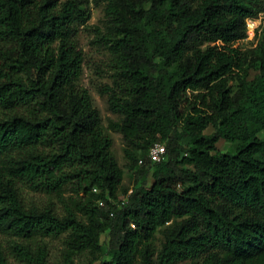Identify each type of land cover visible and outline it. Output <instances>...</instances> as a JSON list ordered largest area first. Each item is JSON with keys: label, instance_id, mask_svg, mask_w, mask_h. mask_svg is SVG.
I'll list each match as a JSON object with an SVG mask.
<instances>
[{"label": "trees", "instance_id": "trees-1", "mask_svg": "<svg viewBox=\"0 0 264 264\" xmlns=\"http://www.w3.org/2000/svg\"><path fill=\"white\" fill-rule=\"evenodd\" d=\"M92 2L104 5L94 43L109 54L101 92L130 187L80 84ZM262 11L264 0H0V264H50L45 238L64 233L61 264L85 251L87 264H264V26L256 46H235Z\"/></svg>", "mask_w": 264, "mask_h": 264}, {"label": "rangeland", "instance_id": "rangeland-1", "mask_svg": "<svg viewBox=\"0 0 264 264\" xmlns=\"http://www.w3.org/2000/svg\"><path fill=\"white\" fill-rule=\"evenodd\" d=\"M104 19V5L96 4L94 2L91 3V19L89 20V26L86 28H81L79 32V39L82 47L85 51V61H84V69L83 74L80 79V84L87 88L92 94L95 106L100 110L103 125L106 130L110 133L113 138V152L119 162V164L125 168L126 173L123 180L122 186L130 187L133 184V178L131 173H129L126 169L127 159L125 156V141L123 135L119 131H114L109 128V123L112 120H119L120 117L118 114L114 113L108 103L107 95L102 94V88L106 85H110L112 83L111 79V70L109 67V54L107 50L103 47L102 44L94 43L97 39V28L100 27L104 29L103 24ZM250 26H248V36L238 41L235 46L241 48H249L254 47L258 43L257 39V30L261 32V26H264L263 19H257L254 24L252 22ZM256 25L258 28H253ZM258 25V26H257ZM258 32V33H259ZM220 145L224 148L228 145L225 142H221ZM151 178L149 177V182ZM121 194V192H120ZM26 196L28 200L39 202L40 204H45L48 202L51 197L39 193L27 192ZM56 201V200H55ZM162 229V228H161ZM66 237V233L60 235L59 237H46L45 242L49 247V261L50 264H61L62 253L65 247L64 239ZM108 235L103 236L104 245L106 246V242L108 241ZM0 239L6 242V237L0 235ZM162 233L158 231L157 233V243L161 244ZM92 255L89 254L88 251L82 252L77 255L76 262L78 264H87L91 260ZM96 262L95 264H97Z\"/></svg>", "mask_w": 264, "mask_h": 264}, {"label": "built area", "instance_id": "built-area-1", "mask_svg": "<svg viewBox=\"0 0 264 264\" xmlns=\"http://www.w3.org/2000/svg\"><path fill=\"white\" fill-rule=\"evenodd\" d=\"M259 18L264 20V11H262L260 13V16L258 18L248 19L247 20V26L251 25V23H249L250 21L252 22V24H254L255 21ZM253 28H258V27H256V25H254ZM165 153H166V146L162 143H156L155 145H153L150 148L148 155H149L150 159L155 162V161H160L163 158V156L165 155ZM140 163H143V160H140Z\"/></svg>", "mask_w": 264, "mask_h": 264}]
</instances>
